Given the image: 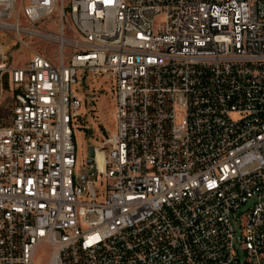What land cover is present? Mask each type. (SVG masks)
Returning a JSON list of instances; mask_svg holds the SVG:
<instances>
[{
	"label": "built area",
	"instance_id": "1",
	"mask_svg": "<svg viewBox=\"0 0 264 264\" xmlns=\"http://www.w3.org/2000/svg\"><path fill=\"white\" fill-rule=\"evenodd\" d=\"M0 32V264H264V0H0ZM88 79L116 133L77 175Z\"/></svg>",
	"mask_w": 264,
	"mask_h": 264
},
{
	"label": "rangeland",
	"instance_id": "2",
	"mask_svg": "<svg viewBox=\"0 0 264 264\" xmlns=\"http://www.w3.org/2000/svg\"><path fill=\"white\" fill-rule=\"evenodd\" d=\"M0 45L11 47L14 45V41L0 32ZM13 55L15 59L20 57L26 60L31 54L21 49L16 54L13 53ZM86 84L87 87L81 90L79 94L80 98L85 101L83 109L84 116L79 120L77 127L74 129L76 148V165L74 171L77 175L84 172L89 174L91 172L87 164L88 148L93 147L96 160L100 164L104 147L116 133L110 84H104V80L102 79H88ZM6 113L7 111L3 113L5 117ZM1 114L2 110H0V116H2ZM262 204L264 207V199Z\"/></svg>",
	"mask_w": 264,
	"mask_h": 264
},
{
	"label": "water",
	"instance_id": "3",
	"mask_svg": "<svg viewBox=\"0 0 264 264\" xmlns=\"http://www.w3.org/2000/svg\"><path fill=\"white\" fill-rule=\"evenodd\" d=\"M94 157H95V151L93 147H89L88 148V160H87L88 165L92 163Z\"/></svg>",
	"mask_w": 264,
	"mask_h": 264
}]
</instances>
